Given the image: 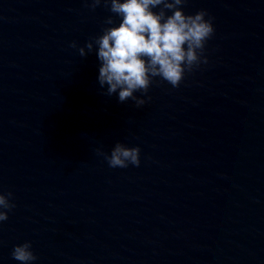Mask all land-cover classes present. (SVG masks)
<instances>
[{
    "label": "clouds",
    "instance_id": "clouds-1",
    "mask_svg": "<svg viewBox=\"0 0 264 264\" xmlns=\"http://www.w3.org/2000/svg\"><path fill=\"white\" fill-rule=\"evenodd\" d=\"M95 10L101 4L119 17L108 16L102 34L90 38L83 46L72 41L69 47L77 49L83 58L95 52L100 61L98 83L103 93H118V101H134L136 108L151 100L152 84L166 82L179 88L186 74L208 63L206 44L214 36L213 18L205 10L185 14L187 0H85ZM158 9V11L156 10ZM171 13V14H169ZM207 17V18H206ZM141 93L140 96L135 93ZM110 168L139 167L140 148L117 142L110 154L97 149ZM16 207L11 191H0V224L9 219ZM11 256L20 264H33L38 259L31 241L13 247Z\"/></svg>",
    "mask_w": 264,
    "mask_h": 264
}]
</instances>
